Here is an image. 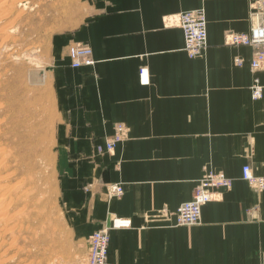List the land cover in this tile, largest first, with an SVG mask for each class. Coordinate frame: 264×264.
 I'll list each match as a JSON object with an SVG mask.
<instances>
[{
  "label": "crops",
  "instance_id": "1",
  "mask_svg": "<svg viewBox=\"0 0 264 264\" xmlns=\"http://www.w3.org/2000/svg\"><path fill=\"white\" fill-rule=\"evenodd\" d=\"M254 1L86 0L84 18L51 37L65 219L81 236L116 223L107 264L263 263L264 190L240 175L249 164L264 177V67L251 69V46L225 44L249 32ZM195 9L205 13L207 46L190 58L177 19ZM72 42L89 46L96 63L72 68ZM116 124L123 141L94 155ZM205 169L226 174L230 188L214 192L196 225H175ZM110 183L120 197L106 196Z\"/></svg>",
  "mask_w": 264,
  "mask_h": 264
},
{
  "label": "rangeland",
  "instance_id": "2",
  "mask_svg": "<svg viewBox=\"0 0 264 264\" xmlns=\"http://www.w3.org/2000/svg\"><path fill=\"white\" fill-rule=\"evenodd\" d=\"M85 6L86 0H0V264H86L94 232L81 236L65 219L57 153L60 111L49 75L51 37L78 24ZM117 126L124 136V126L116 124L105 142ZM98 145L94 155L109 151H97ZM113 186L121 187L107 184L106 196L120 197L123 190L114 194ZM219 189L228 188L213 191ZM178 206L174 221L181 226Z\"/></svg>",
  "mask_w": 264,
  "mask_h": 264
},
{
  "label": "built area",
  "instance_id": "3",
  "mask_svg": "<svg viewBox=\"0 0 264 264\" xmlns=\"http://www.w3.org/2000/svg\"><path fill=\"white\" fill-rule=\"evenodd\" d=\"M251 16L253 24L249 33H232L227 39V44L233 46H251L253 48L250 67L258 70L264 67V0H255L251 4ZM177 25L183 35V50L190 58L198 57L207 46V27L205 13L202 9L185 11L179 14ZM70 65L79 68L81 66H93L96 60L92 56L91 49L81 44L73 43L68 50ZM235 62L240 64L239 59ZM142 83H146L142 81ZM263 86L257 77H254L250 85V96L253 100L261 99ZM122 126L116 127V134L113 138L96 147L97 151L111 150L117 141L122 139ZM241 178L255 191L264 189V177L253 174L249 164L241 168ZM231 180L223 172L206 171L200 180V184L188 201L179 204L176 210V222L178 225L191 226L197 224L201 208L210 202L213 197V189L229 188ZM110 191L114 194H121L119 186H113ZM109 228H101L94 231L88 240V254L86 264H107V250L109 242V230L116 228L113 223ZM264 264V261L263 263Z\"/></svg>",
  "mask_w": 264,
  "mask_h": 264
},
{
  "label": "bare ground",
  "instance_id": "4",
  "mask_svg": "<svg viewBox=\"0 0 264 264\" xmlns=\"http://www.w3.org/2000/svg\"><path fill=\"white\" fill-rule=\"evenodd\" d=\"M178 27H179V26H178ZM206 27H207V26H206ZM179 28H180V27H179ZM249 31H250V30H249ZM248 33H249V32H248ZM228 38H229V35H228L227 39H228ZM84 45H85V44H84ZM86 46H87V45H86ZM88 47H89V46H88ZM89 48H90V47H89ZM90 49H91V48H90ZM205 49H206V47H205ZM205 49H204V50H205ZM68 50H69V48H68ZM204 50H203V51H204ZM91 51H92V50H91ZM202 53H203V52H202ZM237 59H238V58H237ZM239 60H240V59H239ZM235 63H237V62H235ZM240 63H241V60H240ZM237 64H238V63H237ZM70 66H71V65H70ZM71 67H72V68H75V67H73V66H71ZM251 69H252V68H251ZM252 70H253V69H252ZM122 223H123V222H122ZM113 225L116 226V223L113 222Z\"/></svg>",
  "mask_w": 264,
  "mask_h": 264
}]
</instances>
